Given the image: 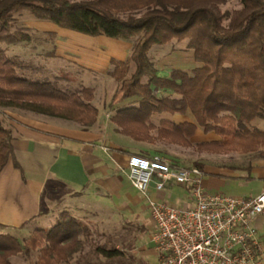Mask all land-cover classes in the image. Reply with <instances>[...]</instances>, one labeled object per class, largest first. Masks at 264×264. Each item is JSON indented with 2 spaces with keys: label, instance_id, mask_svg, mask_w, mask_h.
Listing matches in <instances>:
<instances>
[{
  "label": "trees",
  "instance_id": "obj_1",
  "mask_svg": "<svg viewBox=\"0 0 264 264\" xmlns=\"http://www.w3.org/2000/svg\"><path fill=\"white\" fill-rule=\"evenodd\" d=\"M239 1V9L221 12L219 6L227 0H0V172L13 159L12 119L5 110L62 119L82 128L92 127L98 116L94 88L69 93L49 81H31L23 69L18 72L17 59L6 57L1 45L28 40L24 32L10 31L14 16L24 11L35 20L82 35L136 39L127 60H109L110 76L118 87L107 109L113 112L109 121L118 133L136 142L187 148L197 126L219 137L195 144L200 151L264 158V132L247 126L264 114V0ZM170 41H186L192 50L199 66L191 75L178 69L168 77L158 75L148 52ZM155 90L173 97H157ZM126 101L136 105L125 106ZM162 113L189 114L193 122L154 123L153 115ZM13 164L20 170L16 161ZM88 231L64 212L49 229L36 228L22 240L0 234V264L31 252L36 254L31 264H67L74 256L77 263L87 259L100 264L101 257V264H113L124 255L110 238L99 243Z\"/></svg>",
  "mask_w": 264,
  "mask_h": 264
},
{
  "label": "crops",
  "instance_id": "obj_2",
  "mask_svg": "<svg viewBox=\"0 0 264 264\" xmlns=\"http://www.w3.org/2000/svg\"><path fill=\"white\" fill-rule=\"evenodd\" d=\"M22 27L34 33H53L56 37L73 34L92 42V45L99 44L107 51L116 48L109 60L125 61L131 49L127 41L86 36L46 21L32 19L30 24ZM82 60L78 63L80 70L85 73L98 72L95 57ZM30 64L31 69L38 66L36 63ZM93 79L82 80L81 87H92L96 91V79ZM132 105H136V102ZM97 110V120L90 128L32 113L17 117L6 113L12 119L13 159L0 172V234H10L22 240L35 229V225H39L35 221L50 220L56 223L60 214L67 212L86 225L89 235L99 243L105 242L111 234L122 235L124 228L131 227L138 238L134 239V245L130 248L115 243L114 247L124 255L113 264H125V256L130 258L129 264H158L151 241L153 223L147 201L129 183L127 159L133 154L148 158L157 155L181 166L180 163L189 162L182 160L176 149L185 147L162 142L174 150L160 153L157 145L136 142L127 136V139H122L111 122H100L102 116ZM169 120L176 124L193 122L189 114H174ZM217 140L219 137L213 132H204L196 126L190 143L195 145ZM200 154L194 161L201 166L202 185L206 192L243 198H253L264 192V158L255 153L203 151ZM13 161L18 163L20 170ZM191 162L189 164H193ZM148 194L151 199L168 204L172 199L178 206L191 204L185 188L174 184L167 185L162 191H156L154 184H151ZM253 224L264 244V215L257 216ZM143 236L147 237L144 242ZM89 248L87 245L84 252H88ZM25 259L26 255L19 254L11 259V264H14V260L19 261L17 264H26ZM76 260L77 256H74L67 264H94L87 259L81 263ZM99 260L100 264L104 262L101 257Z\"/></svg>",
  "mask_w": 264,
  "mask_h": 264
},
{
  "label": "built area",
  "instance_id": "obj_3",
  "mask_svg": "<svg viewBox=\"0 0 264 264\" xmlns=\"http://www.w3.org/2000/svg\"><path fill=\"white\" fill-rule=\"evenodd\" d=\"M126 175L147 201L158 264L264 263V244L253 224L264 215V192L253 198L208 193L200 168L179 166L157 155H130ZM151 184L156 191L169 184L184 187L191 204L153 200L148 194Z\"/></svg>",
  "mask_w": 264,
  "mask_h": 264
},
{
  "label": "rangeland",
  "instance_id": "obj_4",
  "mask_svg": "<svg viewBox=\"0 0 264 264\" xmlns=\"http://www.w3.org/2000/svg\"><path fill=\"white\" fill-rule=\"evenodd\" d=\"M219 8L221 12L239 9L240 1L227 0V2L224 5H220ZM32 19L33 18L31 17V15L26 11L14 16L13 21L10 23V31L20 30L25 33L28 40L26 39V41L16 44L13 47H6L5 45H1V48L4 49L6 57L9 59H17L20 62V65L17 69L18 72H25V76L29 80L49 81L53 85H55V87L64 92H77L81 88H83L81 87L83 83L82 80L84 81L89 78L96 79V91H94L95 102L93 105H95L101 112L102 117L100 119V122L109 124V118L113 114V112L107 109V103L118 87V82L113 80L110 76L112 67L109 64V57L110 55L115 54L117 49L114 48L113 50L107 51V48L99 44L92 45V42H89L84 38H78L73 34H64L61 37H56V35L53 33H34L30 30L24 29L22 25L30 24V21ZM33 20L36 21L35 19ZM135 41L136 39H132L127 42L132 47ZM94 57L98 61V72L85 73L79 69L80 66L78 65V63L80 61H83L82 59H85V61H87L86 59H93ZM148 58L154 65L156 70L160 72L158 75L162 77H167L171 71L176 69L187 72L191 75L194 68L199 66V64L193 60L192 50L187 47L186 41H170L165 45L154 47L148 52ZM26 60L30 62L26 63ZM30 63H36L38 65L37 68L30 69V66H28L31 65ZM129 67V72H131L133 69V65L131 62H129ZM20 69H23V72ZM55 74H57V76H55ZM68 81L71 82L69 83ZM154 93L157 97L160 98L173 97V95L167 91L155 90ZM125 103L133 104L135 102L132 103L126 101ZM5 113H8V115L10 114L14 117H17L19 115H29V113L26 114V112H22L19 110H5ZM160 119H170V116L162 113L154 114L152 117V121L154 123H157ZM247 126L249 129H256L264 132V114H262L258 118L253 119L248 123ZM119 136L122 137V139H127V137L123 135L119 134ZM153 145H157L160 153H168V151L174 150L169 146L162 144V142L160 141H156L155 143H153ZM176 151L179 152V157L182 160L189 163L190 161H192L191 163H193H180L181 166L194 165V158L200 157V153L203 152L196 149L193 144L191 147L180 149L178 148V150L176 149ZM254 155L257 156V154ZM224 160L226 161V159ZM133 193H135V195L139 197V194H137L135 191H133ZM169 202L170 204H178L174 199L169 200ZM35 222L39 224L35 225V229H49L55 224L54 221L53 223H51L50 220H37ZM133 233L134 231L131 230V227L124 228L122 235L115 236L111 234L109 238L114 243L119 242L122 243L123 246L130 248L134 245V239L138 238ZM150 233L152 234V232ZM145 238L147 237H142L143 242ZM23 255H26V264H31L32 261L35 260L36 254L31 252L29 255L21 254V256ZM123 261L125 264H129L130 258H128V256H125L123 258ZM18 262V260H14V264H17Z\"/></svg>",
  "mask_w": 264,
  "mask_h": 264
}]
</instances>
